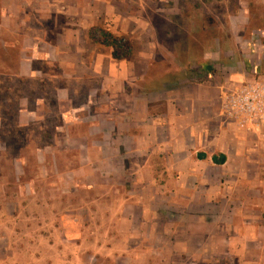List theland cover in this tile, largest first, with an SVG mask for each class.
<instances>
[{
	"label": "crops",
	"instance_id": "1",
	"mask_svg": "<svg viewBox=\"0 0 264 264\" xmlns=\"http://www.w3.org/2000/svg\"><path fill=\"white\" fill-rule=\"evenodd\" d=\"M253 2L264 8V0ZM102 5L101 0H0V35L22 36L23 77L98 82L79 105H67L70 92L76 93L71 85L59 90L75 117H63L60 126L67 132L56 139L79 142L83 163L82 178L67 167L63 174L80 178V193L33 201L36 218L25 228L31 239L21 224L25 209H19L15 227L17 218L0 210V264L35 257L34 247L46 238L43 229L54 237L50 246L56 251L68 256L93 249L103 262L264 264V125L241 127L223 109L233 80L264 77V52L257 59L244 55L240 75L227 71L220 77L213 72L217 67H206L212 71L193 82L179 78L159 88L150 81L142 85L154 56H140L134 43L130 57L118 59L111 47L95 40L96 26L128 38L137 31L129 19L121 23L120 15H113L119 22L108 28L109 7ZM246 6L244 29L257 23L251 29L261 31L262 39L257 44L246 39L245 45L264 47V9L256 18ZM52 67L60 74H52ZM72 126L83 127L82 132L73 133ZM59 184L66 191L67 183ZM43 206L50 220L44 219L42 229L37 217H46ZM77 206L91 222L81 230V244L63 250L58 238L71 241L67 221ZM26 241L32 249H23Z\"/></svg>",
	"mask_w": 264,
	"mask_h": 264
},
{
	"label": "rangeland",
	"instance_id": "2",
	"mask_svg": "<svg viewBox=\"0 0 264 264\" xmlns=\"http://www.w3.org/2000/svg\"><path fill=\"white\" fill-rule=\"evenodd\" d=\"M101 2L105 10L109 7L106 17L108 28L119 22L113 15H120L121 23L123 19H129L130 25L137 27L134 38L111 32L124 38L121 44L128 43L131 54L135 43L136 52L140 56L144 54L154 56L147 80L144 79L142 85L150 81L152 87L159 88L164 82H175L179 78H186L191 82L200 80L207 74L202 66L217 67L213 72H219L217 76L220 77H224L228 72L240 75L244 55L253 53L257 59L260 50L264 52V47L256 46L258 40L262 39L261 31L251 29V26H256L257 23L249 25L248 30L244 29V8H247V2L256 18L261 17L259 12L264 9L258 4L255 6L253 0H101ZM99 29L103 28L94 27L92 36L100 38ZM246 39H251L256 44L247 47L244 41ZM21 49V35L12 32L0 35V210L4 209L7 212L6 218L12 215L17 218L19 209H25L27 214L24 220H21V224L24 226L25 237L31 239V231L25 228L28 225L31 227L33 217L36 218L30 206L33 201L49 203L54 196L58 197L61 193L73 195L80 193L77 184H81L82 175L79 169L83 163L79 142L64 143V140L56 139L57 135L67 132L64 126H60L63 117L66 114L68 118L75 117L74 112L65 106L64 91L59 90L68 84L71 85L76 93L70 90L72 99L67 105L71 106L70 101L74 105H79L86 100L88 88L96 86L98 82L74 79L70 83L62 77L55 79L23 77L19 68ZM123 51L124 49H119L120 53ZM230 57L235 59L226 61ZM224 64L230 68H224ZM50 69L52 74H60L54 67ZM261 69L264 74V60ZM249 71L253 72V67H250ZM261 81L264 82V77L249 81L233 80L228 88L232 90ZM86 113L87 111L76 114L83 116ZM228 123L233 125L231 121ZM72 129L75 131L73 133L79 134L83 127L72 126ZM65 167L76 170L75 175L80 178L64 175ZM56 182L59 186L54 189L53 183ZM59 182L67 183L66 191L60 190L62 184ZM43 209L46 217L43 218V215L37 217L41 221L42 229L44 219L50 220L47 206H43ZM72 211L67 221L70 225L68 232L71 234V241L58 238L63 250L65 245L74 247L76 243L81 244V230L91 222L87 214L81 212L79 206L73 207ZM14 221L17 223L19 218L13 220L12 226L15 227ZM45 224L48 226L47 222ZM21 229L22 226L19 230ZM42 233H45L46 238H42L39 247H34L35 257L34 254L28 259L21 257L20 264H117L112 261H98L93 249H89L85 255L75 253L73 250V253L66 256L62 251H56L50 246L54 245L55 239L49 236L47 229H43ZM18 239L16 240L19 241ZM27 242L23 249H32Z\"/></svg>",
	"mask_w": 264,
	"mask_h": 264
},
{
	"label": "built area",
	"instance_id": "3",
	"mask_svg": "<svg viewBox=\"0 0 264 264\" xmlns=\"http://www.w3.org/2000/svg\"><path fill=\"white\" fill-rule=\"evenodd\" d=\"M223 109L241 127L253 125L259 128L264 123V82L249 83L227 91Z\"/></svg>",
	"mask_w": 264,
	"mask_h": 264
},
{
	"label": "trees",
	"instance_id": "4",
	"mask_svg": "<svg viewBox=\"0 0 264 264\" xmlns=\"http://www.w3.org/2000/svg\"><path fill=\"white\" fill-rule=\"evenodd\" d=\"M100 33H101V37L100 38H95L94 35V39L97 40L98 42H100L101 44L108 46V47H112L113 50V56L115 58L121 59V58H128L131 55V48L129 46L128 43H126L125 45H122L121 42L124 40V38L118 37L113 35L110 31H107L106 29H99ZM126 47L128 48V50H126ZM124 49L123 52H119V49ZM202 68L207 71L210 72L211 70H209L208 68L202 66ZM215 162H219V160L217 158H214Z\"/></svg>",
	"mask_w": 264,
	"mask_h": 264
}]
</instances>
